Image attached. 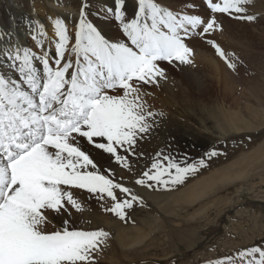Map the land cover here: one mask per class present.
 <instances>
[{"label": "snow or ice", "instance_id": "1", "mask_svg": "<svg viewBox=\"0 0 264 264\" xmlns=\"http://www.w3.org/2000/svg\"><path fill=\"white\" fill-rule=\"evenodd\" d=\"M124 3L114 0L107 12L119 22L125 41L106 39L88 20L84 0L74 33L61 17H49L52 36L39 22L32 30L36 46L47 40L54 44V55L20 44L0 49L18 76L0 73V264H96L109 233L77 229L63 219L72 210L84 211L74 190H86L100 201L109 198L111 206L101 207L121 220L127 218L126 210L144 201L116 182L114 174L102 173L80 141L131 170L128 154H135L155 116L163 115L150 111L144 99L150 95L146 86L158 87L167 79L160 62L191 64L193 49L186 41L220 30L217 13L240 21L257 19L248 11L252 0H204L212 14L207 19L173 11L158 0H137L134 18L126 20ZM206 42L235 70L234 53H226L215 40ZM221 154L212 148L188 162L157 152L135 183L153 190L175 188ZM53 216L62 223L50 230ZM206 264H264V245Z\"/></svg>", "mask_w": 264, "mask_h": 264}, {"label": "rangeland", "instance_id": "2", "mask_svg": "<svg viewBox=\"0 0 264 264\" xmlns=\"http://www.w3.org/2000/svg\"><path fill=\"white\" fill-rule=\"evenodd\" d=\"M126 1L128 0H125L123 10H127L126 5L132 2ZM194 1H199L203 8L204 0ZM21 2L22 0L14 3L11 0H0V18L5 10L11 11L9 18L15 21L18 15H29ZM97 11L111 16L107 10L99 7ZM44 15L34 13V17H31L33 22L42 24L46 20ZM125 17L127 20L126 14ZM223 17L231 20L227 14ZM4 21L0 19V36H4L0 38L2 46H6L13 38L12 31L6 29ZM250 23L260 30L256 33L255 41L246 46L251 50L249 52L254 55L252 57L255 61L249 64L245 57H241L242 59L236 60L240 66L236 63L238 70L223 75L222 81L212 84L210 89L198 91L191 88L195 101L184 100L183 96L174 100L171 94L159 86L145 87L144 91L150 93L144 97L148 109L157 114L162 112L163 115L155 116L151 130L137 141L135 154H128L131 170L123 168L110 154L81 140V147L89 152L102 173L114 174L112 178L116 182L130 188L132 193L144 201L143 206L136 203L132 209L126 210L127 218L121 220L101 207L102 204L105 207L111 206L109 198L100 201L86 190H74L75 196L84 205V211L72 210L70 217L65 214L71 227L86 231L103 228L109 233L103 250L97 255L96 264H206L209 260L234 255L249 246L264 245V96L259 90L249 91L246 88L248 83L264 79V72L256 70L260 66L264 68V23L256 20ZM113 26L118 28L120 24ZM21 37L22 35H18L17 39ZM208 39L221 42L218 40L220 36L215 34H208L205 39L192 36L186 42L200 40L199 45L207 46ZM232 40L227 39L225 34L223 42L229 46L230 53L234 51ZM27 47L36 52H54V44L47 40L42 47H37L36 44H29ZM190 47L195 48L194 45ZM212 55L226 64L216 53ZM162 62L160 64L172 74L178 72L176 64ZM244 68L246 71H242ZM233 81L238 86L236 89H229L227 83L231 84ZM201 84L205 87L210 85V81L203 80ZM160 99L164 106L160 105ZM170 104H174L176 110L170 108ZM216 111L232 126H237V129L228 133L220 131L211 114ZM212 148L222 154L211 158L208 167L188 178L183 185L153 190L135 183L139 175L150 167L157 152L173 156L177 160L186 157L191 162L201 158ZM120 154L125 153L121 150ZM151 194L161 197L149 198ZM152 200H157L158 204ZM61 223V217L53 216L49 229H52L53 224L59 227ZM132 226H135L136 236L124 240L123 235L129 233Z\"/></svg>", "mask_w": 264, "mask_h": 264}, {"label": "bare ground", "instance_id": "3", "mask_svg": "<svg viewBox=\"0 0 264 264\" xmlns=\"http://www.w3.org/2000/svg\"><path fill=\"white\" fill-rule=\"evenodd\" d=\"M11 1L12 3L16 2V0H11ZM83 2L84 0H22L21 6H24V10L30 14L27 16H24V14L18 15L17 21L12 19L11 17L9 18V13L11 12L10 10L9 11L5 10V12L2 11L3 14H1L0 19L5 20L4 24L6 29L11 30L13 33L12 35L13 38L10 39V42L6 46H11L13 44H18V43L22 46H29V44L30 45L35 44V42L31 39V32L33 29L36 28V23H37V21L33 22V19L31 17V16L34 17V13H40L42 15L44 14L46 15L43 16L46 17L45 18L46 20L42 24L45 26L46 32L49 36L53 35V30L51 27V22L49 20V17H52L53 19H55L56 17L67 18L66 22L68 25V29L71 33H74L75 22L78 21L79 19V9ZM158 2H160L163 6L169 7L173 11L186 10L189 13H195V14L202 13L205 11L204 8L200 6L199 1H194V0H158ZM9 3L10 2H8V4ZM94 5L95 7H93ZM136 5L138 6L137 0H132L131 4L126 5L127 10H123V11L128 16L127 20H131L132 18H134L135 12L137 11L138 8ZM189 5H192V7H189ZM113 6H114V0H87V8L85 10L86 16L88 20H90L98 28V30L101 31V33L105 36L106 39H109L110 41H125L126 37L122 35L123 32L121 31V27L116 28L113 26L119 24V22L115 20L114 16L112 14L111 16L104 15L100 11H97L98 7L103 10H107L109 8H112ZM248 11L249 14H254L257 16L256 21H261L264 23V0H252V3L248 5ZM208 15H203L204 19H207ZM223 15L219 13L216 14L217 21L218 23L221 24L222 28L213 33H210L211 35L215 34L216 36H220V39L218 40L221 42H217L216 39H214L215 42L219 46L224 48L225 52L230 53V50H228L229 46L227 45L226 42H223V38L225 37L226 34L227 39H233L231 41V44L232 46H234V51L232 53L235 54V63H237L236 60L241 57L242 58L245 57L246 61L249 64L251 61H255V58L252 57L253 54L249 52L251 50L247 49L246 46H249L251 43L255 41L256 33H259L258 32L259 28L256 29L255 26H251L250 24L252 23L250 22H249L250 24L248 22L247 24L244 21H240L232 18L230 20L224 18ZM239 23H241L242 25H239ZM255 29L257 31H255ZM16 32H18V35H22V37L17 39L18 35L16 34ZM2 37L4 36H0V38ZM27 37L29 38L28 41L26 42L25 40L27 39ZM189 41L187 42L189 47L190 45L195 46V48L193 49V57H192V59L194 60L193 63L180 65L177 62L176 66L178 68V72L174 74H172V72L168 68H166L165 66H163V64H161V67L165 69L167 79L161 80L159 83V87L164 91L166 90L169 94H171L174 100L178 97L183 96L184 100L195 101L194 95L191 92V88H194L198 91H202L203 89L206 88L210 89L212 87V84H216V83L218 84V82L222 81L223 75H228L229 73L232 74L235 73L236 70H238L237 68H235V70L230 69L227 67L226 64L224 65L217 58H214L212 54H215V51H212L213 48L211 45H207V46L202 44L199 45L200 40H195L194 42H196V44H194L192 40ZM2 45L3 44L0 43V49L6 47L5 45L4 46ZM246 51H248L249 53H246ZM50 55H54V52L53 53L50 52ZM7 64L8 61L6 60V58L0 56V73H4L8 76H12L14 79H18L17 74L13 70H10L7 67ZM237 66L240 67L239 64ZM243 70H245V68L242 69V71ZM256 70H261L264 72V68H261V66ZM178 78L180 82L178 81ZM200 80L201 81L209 80L210 85H206L204 87L202 86ZM227 86L229 89L230 88L236 89L238 85L236 82L233 81L231 84L227 83ZM247 86L249 88L248 87L246 88L248 90L250 89L249 91L259 90L264 96V79L263 80L261 79L260 82L259 81L250 82L247 84ZM160 105L164 106V103L161 99H160ZM169 107L174 109L176 106L174 104H170ZM222 113L228 118V115L225 112L222 111ZM211 114L214 115L213 119L216 120L215 122H217L218 125L217 128L218 129L220 128L221 129V130L219 129L220 131H223L224 133H228L237 129V126H232L230 122L226 121V118L221 114H219L217 111L211 112ZM148 197L159 198L161 196L151 194V196ZM152 202L158 204L157 200H152ZM66 218L67 216L65 215L63 219ZM75 222H78V220H76ZM129 231H130L129 233L127 234L125 233L123 235L124 240L128 238H134L136 236L135 226H132ZM115 239H117V237H115ZM130 244L132 245V243Z\"/></svg>", "mask_w": 264, "mask_h": 264}]
</instances>
